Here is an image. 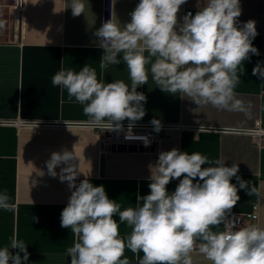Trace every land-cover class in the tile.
Instances as JSON below:
<instances>
[{"label": "clouds", "instance_id": "obj_1", "mask_svg": "<svg viewBox=\"0 0 264 264\" xmlns=\"http://www.w3.org/2000/svg\"><path fill=\"white\" fill-rule=\"evenodd\" d=\"M186 2L139 0L130 22L121 24L111 18L95 31L104 50L99 67L123 62L130 84L123 80L105 83L87 64L78 72L62 68L51 78L53 86L66 90L69 102L74 99L83 105V114L88 117L85 126L122 132V122L127 119L125 139L142 140L149 146L147 136L132 133L135 123L146 114L147 97L137 88L148 84L149 76L161 91L199 107L211 105L250 117L235 89L245 71L243 62L250 55H259L252 43L256 22L248 20L238 26L240 0H203L202 6L198 0V10L184 15L181 23L177 14ZM68 8L73 16H79L85 4L71 0ZM252 75L264 78L261 62L253 67ZM150 123L154 131L161 130L158 119ZM206 130L211 132L214 127ZM76 161L75 152L67 149L52 152L46 161L47 174L59 176L71 191L60 216L61 227L70 229L75 237L73 246L66 250L70 264H129L122 258L126 248L136 255L143 253L138 264H193V251L211 264H264V227L239 226L236 218H229L240 200L239 190L250 196L257 193L250 182L237 175L238 164L226 166L224 161L177 148L161 151L155 165H149V194L137 195V207L121 211L105 187L94 186L88 175L76 183L81 174ZM234 177L236 184L231 182ZM173 179L179 183L169 192L166 186ZM0 209L15 210L7 190L0 193ZM117 215L119 222L114 218ZM125 223L132 231L122 237L119 229ZM221 225L223 230L213 231ZM14 249L18 251L13 253ZM28 259L25 242L15 236L9 246L0 247V264H26Z\"/></svg>", "mask_w": 264, "mask_h": 264}, {"label": "crops", "instance_id": "obj_2", "mask_svg": "<svg viewBox=\"0 0 264 264\" xmlns=\"http://www.w3.org/2000/svg\"><path fill=\"white\" fill-rule=\"evenodd\" d=\"M83 2L84 13L73 16L68 8L71 0H0V193L7 190L10 202L15 204L13 211L0 209V247L9 246L13 236L23 240L29 253L26 264H70L66 250L73 246L75 237L70 229L61 227L60 216L71 191L59 176L47 174L46 161L52 152L74 151L81 172L76 183L88 175L94 186L105 187L108 197L121 205V211L137 207V195L150 192L149 165L156 162L149 148L104 149L96 130L83 123L88 119L83 105L74 99L69 102L66 90L51 82L62 68L78 72L87 64L105 83L123 80L130 84L123 62L106 69L99 67L104 50L94 33L104 23V0ZM138 3L111 0L110 19L121 24L130 22V13ZM197 5L198 0H187L177 14L178 21L182 23L186 11L194 15ZM240 5L238 26L248 20L256 22L257 35L252 43L259 51V55H250L243 62L245 71L235 89L237 98L249 108L250 117L211 105L199 107L161 91L149 76L148 84L137 88L147 97L146 114L137 122L158 119L199 126L169 131L161 151L177 148L224 161L226 166L238 164L237 175L250 182L257 193L250 196L239 190L240 200L230 214H246L248 220L242 226L264 227V141L258 143L248 134L215 130L251 128L256 122L264 128V78L252 75L258 62L264 66V0H240ZM208 126L214 130L207 131ZM60 167L63 165L57 167V173ZM231 182L237 183L235 177ZM178 183L179 179H173L167 190L173 192ZM114 218L119 222L118 215ZM220 230L222 225L213 228ZM119 231L127 237L132 229L125 223ZM142 256L126 248L122 258L138 264ZM192 260L193 264H211L198 251H193Z\"/></svg>", "mask_w": 264, "mask_h": 264}, {"label": "built area", "instance_id": "obj_3", "mask_svg": "<svg viewBox=\"0 0 264 264\" xmlns=\"http://www.w3.org/2000/svg\"><path fill=\"white\" fill-rule=\"evenodd\" d=\"M190 12L186 11L185 15ZM124 126V131L115 132L96 130V134L99 137L104 149H118V148H149V153L151 158L156 162L158 160V154L161 152V146L164 140H166L169 135L168 132L171 130L181 131L183 129L194 130L199 126L192 124H184L182 122H161L162 128L159 132L154 131V127L150 122H136L132 133L135 136H147L150 140L149 146H145L142 140H128L125 139V134L127 133L129 122H122ZM237 133H243L250 135L256 142L260 143L264 141V128L256 122V124L251 128H232ZM255 218L256 214H252ZM229 218H236L238 220L239 226H242L248 220L246 214H229Z\"/></svg>", "mask_w": 264, "mask_h": 264}, {"label": "water", "instance_id": "obj_4", "mask_svg": "<svg viewBox=\"0 0 264 264\" xmlns=\"http://www.w3.org/2000/svg\"><path fill=\"white\" fill-rule=\"evenodd\" d=\"M111 0H104V22L110 19Z\"/></svg>", "mask_w": 264, "mask_h": 264}]
</instances>
